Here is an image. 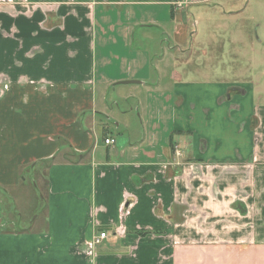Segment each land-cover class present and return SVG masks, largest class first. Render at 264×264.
I'll use <instances>...</instances> for the list:
<instances>
[{
	"label": "crops",
	"instance_id": "1",
	"mask_svg": "<svg viewBox=\"0 0 264 264\" xmlns=\"http://www.w3.org/2000/svg\"><path fill=\"white\" fill-rule=\"evenodd\" d=\"M178 1L0 0V69L28 60L12 32L50 13L63 26L49 32L84 36L59 46L43 87L13 71L0 88V264H77L82 246L88 264H264L262 80L171 70L197 32L179 2L241 0ZM27 168L44 176L37 238L11 234L20 219L2 212Z\"/></svg>",
	"mask_w": 264,
	"mask_h": 264
},
{
	"label": "rangeland",
	"instance_id": "2",
	"mask_svg": "<svg viewBox=\"0 0 264 264\" xmlns=\"http://www.w3.org/2000/svg\"><path fill=\"white\" fill-rule=\"evenodd\" d=\"M219 3L221 1L214 2L211 6H206L179 2L180 5H177L176 9H181L182 12L184 10L182 17L186 16L190 29L194 31L197 28V32L195 35L192 34V37L190 32L186 33L184 46L192 48L191 52H189L188 64L185 63V60L173 59L174 68H171V70L173 72H181L180 70L185 67L191 72L189 76L196 77L197 74L194 69L203 64L206 72H212L214 67L215 72H221L222 77H252V81L262 80L260 87L264 92V0H241L235 7ZM48 18L39 24L37 22L29 24L28 32H25L24 37L20 36V32H12L10 37L16 42V45L13 44L14 49H19L18 46L21 45V40L23 41L22 38H24L25 49L23 57L28 58V60H18L2 67L0 69V88H5L10 84L12 80L7 73L13 71L17 74V81L19 82H35L39 86H44L49 81L46 78V74L57 70L54 62L62 60L60 56L62 52H60L59 46L63 48L64 45L75 39L76 41L74 42L79 44L82 40L81 38L84 37L83 33L75 37H68L69 32H49L48 29L52 30L62 27L63 18L51 13L48 14ZM194 19L199 21L197 26L193 25ZM2 28L0 27V36L9 38L7 32H4ZM1 39L0 37L2 46L3 39ZM213 41H216L217 44ZM39 45H45L48 51H52L45 59L38 60L35 58L36 55L29 53L33 47H38L39 49ZM162 47H165V44ZM201 49H205L204 56L200 52ZM158 51L159 49L156 52ZM173 53L174 57H179L180 55L176 49L173 50ZM15 57L17 59V55ZM160 66L164 67V65ZM38 71L40 75H34ZM248 81H251V79ZM254 85L257 87V84ZM118 86L117 88H121L122 85ZM143 97L145 96L143 95ZM41 173V170L27 168L22 175L25 182L20 184L19 190L21 192L18 191L12 198L10 197L11 199L6 197V199L2 200V212L7 214L6 219L10 218L14 221H16L15 218L17 217L20 219L18 223H14L12 228L9 229L13 235L26 233L29 238L41 237V231L43 230L41 225L43 223L35 226L31 224L37 213L40 216L41 213L43 214L42 216L45 215V208L42 207L43 211L40 210L42 201L39 195L40 193L43 195L45 184L44 176ZM32 203L36 205H32ZM3 231L9 232L8 230ZM77 254H82L87 264L89 263L87 260L88 255L83 246L77 251ZM86 262H77V264H86ZM65 263H70L68 258H65Z\"/></svg>",
	"mask_w": 264,
	"mask_h": 264
},
{
	"label": "built area",
	"instance_id": "3",
	"mask_svg": "<svg viewBox=\"0 0 264 264\" xmlns=\"http://www.w3.org/2000/svg\"><path fill=\"white\" fill-rule=\"evenodd\" d=\"M114 141L115 140L112 137H109V138L104 139V142L106 144H112V143H114ZM105 237H106V232L101 231L98 234V236L96 238H94V243H98L102 238H105Z\"/></svg>",
	"mask_w": 264,
	"mask_h": 264
},
{
	"label": "water",
	"instance_id": "4",
	"mask_svg": "<svg viewBox=\"0 0 264 264\" xmlns=\"http://www.w3.org/2000/svg\"><path fill=\"white\" fill-rule=\"evenodd\" d=\"M124 83H127V82H132L131 80H128V81H123Z\"/></svg>",
	"mask_w": 264,
	"mask_h": 264
}]
</instances>
